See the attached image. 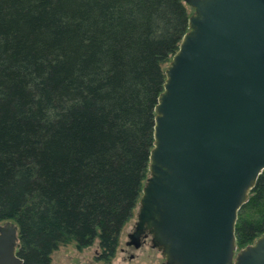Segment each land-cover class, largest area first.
Wrapping results in <instances>:
<instances>
[{
  "label": "trees",
  "instance_id": "obj_1",
  "mask_svg": "<svg viewBox=\"0 0 264 264\" xmlns=\"http://www.w3.org/2000/svg\"><path fill=\"white\" fill-rule=\"evenodd\" d=\"M190 15L184 0H0V221L18 224L22 264L70 242L116 255ZM263 232L264 169L239 248Z\"/></svg>",
  "mask_w": 264,
  "mask_h": 264
},
{
  "label": "water",
  "instance_id": "obj_2",
  "mask_svg": "<svg viewBox=\"0 0 264 264\" xmlns=\"http://www.w3.org/2000/svg\"><path fill=\"white\" fill-rule=\"evenodd\" d=\"M184 1L195 13L165 71L128 242L148 228L167 264H264V232L236 253L238 211L264 169V0ZM19 234L0 223V264L23 263Z\"/></svg>",
  "mask_w": 264,
  "mask_h": 264
},
{
  "label": "rangeland",
  "instance_id": "obj_3",
  "mask_svg": "<svg viewBox=\"0 0 264 264\" xmlns=\"http://www.w3.org/2000/svg\"><path fill=\"white\" fill-rule=\"evenodd\" d=\"M185 3L190 14L192 15L195 13V8L189 3ZM172 57L173 56L164 62L165 71L170 64ZM150 175L151 170L148 167L147 177L144 180L143 186L146 184L147 178ZM142 194L143 191H141L137 205L134 208L133 216L129 219L121 231L119 246L116 255L113 257L111 262L106 263L103 260H98L96 258L97 251L99 250V243L98 240H96L92 245L83 249H79L75 242L60 245L58 249L53 252L50 264H79L81 262L91 264H167V258L163 250L159 247H153L151 235L139 248L128 246L126 243L128 239V232L134 229L136 221L138 220V214L141 208L140 199ZM4 221L5 220H2L0 223H3ZM240 249L241 248L238 246L236 253L240 251Z\"/></svg>",
  "mask_w": 264,
  "mask_h": 264
},
{
  "label": "flooded vegetation",
  "instance_id": "obj_4",
  "mask_svg": "<svg viewBox=\"0 0 264 264\" xmlns=\"http://www.w3.org/2000/svg\"><path fill=\"white\" fill-rule=\"evenodd\" d=\"M136 223H137V221H136ZM135 229H136V224H135L134 229L131 230L130 232H133ZM130 232H128V234H129ZM150 235H151V240H152L153 234L150 233V232H149V229L147 228V229H146V233H144L143 236H142V244H141V246L145 243V241H147V238H148ZM128 241H129V236H128V239H127V241H126V243H127L128 246H133V247H135V248H139V247H141V246L136 247L134 244L129 243ZM152 244H153V241H152ZM153 247H158V246H154V245H153Z\"/></svg>",
  "mask_w": 264,
  "mask_h": 264
}]
</instances>
